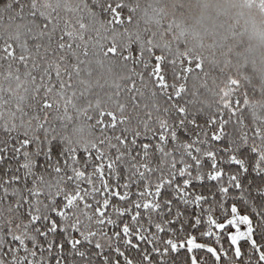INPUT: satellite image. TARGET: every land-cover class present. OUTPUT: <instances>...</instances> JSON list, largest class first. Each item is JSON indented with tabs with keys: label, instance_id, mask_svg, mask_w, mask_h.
<instances>
[{
	"label": "snow or ice",
	"instance_id": "1",
	"mask_svg": "<svg viewBox=\"0 0 264 264\" xmlns=\"http://www.w3.org/2000/svg\"><path fill=\"white\" fill-rule=\"evenodd\" d=\"M0 264H264V0H0Z\"/></svg>",
	"mask_w": 264,
	"mask_h": 264
}]
</instances>
